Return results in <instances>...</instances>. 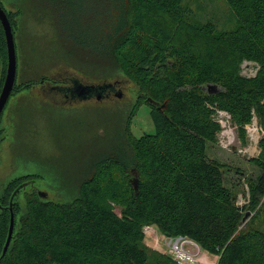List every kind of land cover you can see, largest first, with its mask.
<instances>
[{
  "label": "trees",
  "instance_id": "16d2710c",
  "mask_svg": "<svg viewBox=\"0 0 264 264\" xmlns=\"http://www.w3.org/2000/svg\"><path fill=\"white\" fill-rule=\"evenodd\" d=\"M227 2L238 19L230 30L196 21L183 0H46L38 7L53 23L59 18L51 50L60 55V42H69L76 49L71 55L84 59L73 64L86 66L79 71L90 73L84 61L95 63L99 78L119 70L139 98L97 138L107 153L95 154L92 173L83 175L73 200L42 198L27 186L31 174L7 182L0 196V264H177L145 246L147 224L191 238L218 254L217 264H264V232L240 227L244 210L259 209L264 195V135L259 156L251 159L261 172L249 186L246 207L225 184L224 163L207 153L221 129L217 110L232 117L242 141L254 114L264 129V0ZM19 6L28 8L25 0ZM16 11H6L11 25ZM0 49L1 89L7 64L1 24ZM245 59L258 64L254 76L240 73ZM35 83H15L11 94ZM142 103L150 108L154 132L132 137L129 124ZM15 190L13 232L2 254ZM20 193L24 208L15 201Z\"/></svg>",
  "mask_w": 264,
  "mask_h": 264
},
{
  "label": "rangeland",
  "instance_id": "374dc122",
  "mask_svg": "<svg viewBox=\"0 0 264 264\" xmlns=\"http://www.w3.org/2000/svg\"><path fill=\"white\" fill-rule=\"evenodd\" d=\"M0 1L6 11L17 10L12 16L14 20L11 25L17 57L15 83L28 78L36 81L31 87L9 96L0 118L3 131L0 143V196L10 179L31 174L35 177L27 186L45 192L42 198L57 202L73 200L78 195V185L83 175L88 173L90 176L92 173V159L97 157L99 151L107 153L104 145L96 142L97 138L117 125L114 124L115 117L125 116L132 109L139 98L137 87L119 70L105 79L99 78L95 63L93 66L84 61L91 68L89 74L81 72H85L86 67L82 64L79 71L77 65L73 64L84 59L71 55L76 54V49L69 48V42L66 45L60 42V55L51 50L54 28L58 31L60 23L58 17L53 23L43 11H38L46 0H25L28 8L22 11L19 6L22 0ZM183 4L190 7L198 22L211 20L219 30L234 29L238 25V19L227 0H183ZM66 49L70 53H66ZM1 53L0 49V78L4 60ZM95 59L99 63L98 58ZM258 67L253 61L245 59L240 64V73L251 77ZM64 78H75L83 84L95 86L111 82L122 94L117 97L114 88L101 98L65 99L54 89L58 84H53ZM149 110L147 104L142 103L135 111L129 124L132 137L154 132ZM215 118L221 129L216 134V141L208 144L207 153L209 157L224 163L225 184L235 192L237 204L246 207L250 197L249 186L253 185L252 182L261 172L251 159L260 154L264 129L254 114L252 121L244 127L245 141H242L238 126L227 112L217 110ZM15 201L24 208L22 193L15 197ZM259 205V209L256 208L258 211L244 210V216L247 215L240 227L246 224L245 227L264 232V195L260 197ZM142 231L148 249L168 255L167 234L164 235L154 224L144 225ZM190 241L186 246L192 248L197 244L200 248L196 264H217L218 254L202 249L191 238Z\"/></svg>",
  "mask_w": 264,
  "mask_h": 264
},
{
  "label": "water",
  "instance_id": "95a60500",
  "mask_svg": "<svg viewBox=\"0 0 264 264\" xmlns=\"http://www.w3.org/2000/svg\"><path fill=\"white\" fill-rule=\"evenodd\" d=\"M0 24L3 30L4 38H5V45L7 51V64H6V71L4 75V80L0 89V115L5 107V104L13 90L15 78H16V70H17V57H16V49H15V42H14V35L12 31L11 23L8 19V16L5 10L0 6ZM75 80L74 86L75 89H78V98H89L91 94L96 95V98H101L104 91L110 88H113V83L111 82H104L98 85H88L80 83L77 79ZM215 85H208V88H214ZM96 89V91H95ZM121 91L118 89L115 90V95L117 97L121 96ZM130 182L134 188V191L138 189V178L135 171H132V178ZM16 190L12 193L9 199L8 209L10 211V219H9V229L7 233V237L3 246L2 254H4L8 248V245L11 240L12 231H13V223H14V214L12 211V199L14 197ZM39 196L45 194L43 191L38 192ZM43 196V195H42ZM45 198V197H44ZM247 215V214H246ZM245 216H243V221L245 220Z\"/></svg>",
  "mask_w": 264,
  "mask_h": 264
},
{
  "label": "built area",
  "instance_id": "2783aa9c",
  "mask_svg": "<svg viewBox=\"0 0 264 264\" xmlns=\"http://www.w3.org/2000/svg\"><path fill=\"white\" fill-rule=\"evenodd\" d=\"M166 239H168L167 242H169L166 253L177 264H196L197 263L198 260L196 256L197 254H199L198 251L200 250V248H198L197 244H194L192 248H189L188 246H186L188 242H191L189 237L166 235L165 240Z\"/></svg>",
  "mask_w": 264,
  "mask_h": 264
},
{
  "label": "flooded vegetation",
  "instance_id": "af4514ba",
  "mask_svg": "<svg viewBox=\"0 0 264 264\" xmlns=\"http://www.w3.org/2000/svg\"><path fill=\"white\" fill-rule=\"evenodd\" d=\"M0 6L6 11V9L2 6L1 3H0ZM69 80L71 81L72 84L69 82ZM53 84H58L54 87V89L57 92L61 93L63 95V97H65V99L68 97L71 99L72 98H78L79 92H78V89H75L76 87L74 86L73 78H69L68 80H67V78H64L61 81L54 82ZM114 88H115V86L113 85V88L105 90L102 96L103 97L107 96L110 93V91H108V90L114 91ZM50 91H52V90H50ZM95 91H96V89H95ZM93 96L96 97V95L91 94L89 98H91ZM38 192L39 191H37V193Z\"/></svg>",
  "mask_w": 264,
  "mask_h": 264
},
{
  "label": "bare ground",
  "instance_id": "6f19581e",
  "mask_svg": "<svg viewBox=\"0 0 264 264\" xmlns=\"http://www.w3.org/2000/svg\"><path fill=\"white\" fill-rule=\"evenodd\" d=\"M6 12V11H5ZM7 14V13H6ZM9 19V18H8ZM73 79H75V78H73ZM15 84V83H14ZM14 88V87H13Z\"/></svg>",
  "mask_w": 264,
  "mask_h": 264
}]
</instances>
